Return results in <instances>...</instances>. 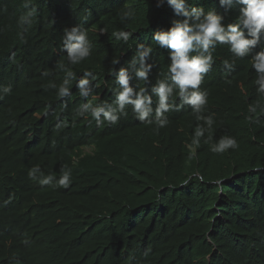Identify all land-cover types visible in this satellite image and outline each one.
<instances>
[{"label":"trees","instance_id":"obj_1","mask_svg":"<svg viewBox=\"0 0 264 264\" xmlns=\"http://www.w3.org/2000/svg\"><path fill=\"white\" fill-rule=\"evenodd\" d=\"M130 1L136 17L126 26L133 36L124 44L111 35L125 27L119 19L110 26L93 23L98 0H32L30 7H35L36 14L26 30L18 23L29 10L24 6L26 0H0V68L10 66L5 78L9 76V83L21 85L11 87L0 103V264H223L220 258L224 254L219 253L216 243L232 238L234 234L229 232L234 231L239 246L233 255L235 264H264V253L259 259L243 241L248 230L241 222L249 213L264 211V113L248 111L249 105L264 106V96L256 92L250 57L236 59L228 49L216 51L214 70L205 76L201 90L208 93L204 115H213L217 125L205 132L199 145L193 143V130L203 122H197L189 106L173 117L166 113L170 126L158 131L132 116L108 127L76 115L85 101L74 89L75 82L72 95L64 99L47 86L63 80L64 73L57 65L67 63V57L56 61L49 56L56 62L47 65L38 42L47 36L62 41L61 27L76 21L89 32L93 52L73 70L78 78L85 71L97 76L96 94L109 97L114 85V77L111 81L108 74L111 61L120 59L117 70L126 66L135 54L136 43L153 47L149 62L156 67L152 77L167 67L168 50L158 49L151 37L154 31L167 30L176 17L166 4L157 8L156 0ZM216 2L198 0L196 6L207 11ZM103 4L99 13L105 18L112 6ZM93 26L105 32H92ZM53 46L49 41V47ZM219 57L235 59V69L226 71ZM44 72L50 75L37 76ZM226 72L232 83L238 79L233 83L236 88L230 84V94L223 90L222 74ZM5 78L0 77V82ZM225 135L238 141V149L220 155L211 152L210 145ZM56 156L63 159L58 161ZM34 165L45 174L52 172L56 179L62 168L71 169V185L67 189L41 186L28 178ZM194 174L204 179L185 183ZM217 180L222 183L217 184Z\"/></svg>","mask_w":264,"mask_h":264},{"label":"clouds","instance_id":"obj_2","mask_svg":"<svg viewBox=\"0 0 264 264\" xmlns=\"http://www.w3.org/2000/svg\"><path fill=\"white\" fill-rule=\"evenodd\" d=\"M105 2L112 4V8L107 11L109 19H105L99 13L101 8L98 6L93 23L103 26L116 24L115 15L119 11L117 16L125 27L113 31L111 35L116 41L127 44L133 33L127 30L126 26L135 19L136 9L131 7L130 3L120 10L117 9L115 6L121 5L124 0H98L99 5ZM197 3L198 0L194 3L190 0H156L157 8L166 4L176 17L167 30L154 31L151 37L158 49L168 50L166 55L170 63L152 77V70L156 67L154 62H149L152 60L153 47L136 43L135 54L130 61L126 62V66L117 70L115 66L120 63V59L111 61L113 67L108 74L114 77V85L109 92V97L106 98L93 92L97 76L92 71H85L78 78L73 70L74 66L86 61L92 55L93 45L88 32L82 25L76 24L77 21L63 25L61 27V32L64 31L62 41H56L51 39L52 36H47L38 42L47 65L52 66L59 58L67 57V63L61 62L57 65L58 70L64 73L62 82L59 85L49 82L48 86L56 90L59 99H64L72 95L71 89L75 82L79 96L85 101L77 109V115L83 120L90 119L97 125L105 124L108 127L132 116L141 123L154 126L158 131L169 124L166 113L171 112L173 117L185 106H189L195 119L203 122L194 131L193 143L199 145L200 138L205 136V132L211 129L215 122L212 115H204L208 105V93L202 91L201 86L205 76L214 70L217 50L228 49L236 59L250 57L251 69L255 73L253 83L256 92L264 96V42H262L264 0H218L214 8L207 11L203 6H196ZM30 5L32 0H26L24 6L29 10L18 21L24 30H26L25 26L31 25L32 18L36 14L35 7ZM85 13L83 11V15ZM92 32L101 34L105 31L93 26ZM49 41L54 44L53 48L49 47ZM258 47L260 50L253 54V50ZM49 56L55 57L56 61L50 60ZM219 59L226 71L231 72L235 69V59L222 57ZM8 69L10 66L0 68L2 79L7 76ZM222 70L220 71L223 72ZM228 72L222 74L224 89H231L232 81ZM41 74L37 73V76ZM43 75L48 76L50 73L44 72ZM8 77L0 82V103L6 94L11 93V87L16 89L21 86L9 83ZM237 82L238 79L235 84ZM257 109L264 113V106L259 104L249 105L248 111L256 113ZM208 139L210 140L211 137ZM238 147V141L234 137L225 135L218 142L210 145V151L223 154L230 149L236 150ZM82 149L89 152L88 148ZM28 178L41 186L67 189L72 183V172L71 169L62 168L59 179H56L54 174H45L39 165H34L28 170ZM193 178L200 181L204 179L203 176L194 174L186 178L185 183ZM216 183L222 182L217 180ZM244 219L250 220L249 223H246ZM241 222H245L246 230H248L243 241L251 250L254 249L253 253L260 259V255L264 253V211L249 213L241 219ZM229 233L234 234L232 238L216 243L219 253L224 254V257L220 258L223 264H235L233 255L239 250L235 231Z\"/></svg>","mask_w":264,"mask_h":264},{"label":"bare ground","instance_id":"obj_3","mask_svg":"<svg viewBox=\"0 0 264 264\" xmlns=\"http://www.w3.org/2000/svg\"><path fill=\"white\" fill-rule=\"evenodd\" d=\"M129 1H130V0L125 1V3H123V6L121 5L120 7H118L119 10H120L122 7H124V6H127V4L132 3L131 1H130V2H129ZM86 3H87V2H86ZM87 4H88V3H87ZM103 5H104V6H105V5H106V6H112V4H110V3H106V2H105V4H103ZM98 6H99V5H98ZM101 6H102V5H101ZM65 7H66V6H65ZM93 7H95V6H93ZM88 8H89V7H88ZM102 8H103V7H102ZM118 8H117V9H118ZM63 10H64V9H63ZM105 10H106V9H105ZM60 11H61V10H60ZM85 11H86V10H85ZM104 12H105V11H104ZM117 12H118V11H117ZM100 13H101V12H100ZM101 14H102V13H101ZM102 15H103V14H102ZM116 15H117V14H116ZM87 17H88V15H87ZM109 17H110V16L107 15V16L105 17V19H109ZM118 19H119V18H117V20H118ZM84 22H85V21H84ZM118 24H120V23H118ZM115 25H116V24H115ZM108 31H109V30H108ZM88 33H89V32H88ZM94 47H95V46H94ZM102 53H103V52H102ZM114 59H115V58H114ZM64 60H65V58H64ZM45 62H46V61H45ZM45 64H46V63H45ZM78 67H79V65H78ZM74 68H75V67H74ZM250 68H251V67H250ZM53 69H54V67H53ZM76 70H77V69H76ZM248 71H249V69H248ZM252 71H253V70H252ZM223 72H224V71H223ZM42 74H43V73H42ZM53 74H54V73H53ZM53 74H52V75H53ZM54 75H55V74H54ZM46 78H47V77H46ZM242 78H243V77H242ZM99 79H100V77H99ZM55 80H56V78H55ZM55 80H54V81H55ZM100 80H101V79H100ZM110 80L112 81V77H111ZM242 80H243V79H242ZM52 81H53V80H52ZM60 81L62 82V80H60ZM235 81H236V80H235ZM239 81H240V80H239ZM45 82H46V81H45ZM55 82H56V81H55ZM61 82H60V83H61ZM40 83H41V82H40ZM56 83H59V82H56ZM233 83H235V82H233ZM233 83H232V85H233ZM251 83H252V82H251ZM34 84H35V83H34ZM45 84H46V83H45ZM47 84H48V83H47ZM108 84H109V83H108ZM57 85H58V84H57ZM44 86H45V85H44ZM47 86H48V85H47ZM106 86H108V85H106ZM234 86H235V85H233V87H234ZM48 87H49V86H48ZM48 87H47V88H48ZM103 87H104V86H103ZM253 87H254V86H253ZM47 88L45 89L46 92H47ZM105 88H106V87H105ZM109 88H110V87H109ZM234 88H236V87H234ZM51 89H53V88H50V90H51ZM74 89H76V88L74 87ZM106 89H107V88H106ZM240 89H241V91H242L243 88L241 87ZM253 89H254V88H253ZM94 90H95V89H94ZM223 90H224L225 93H228V94L231 93V91H227L228 88H225V89H223ZM223 90H222V91H223ZM243 90H244V89H243ZM51 91H52V90H51ZM55 91H56V90H55ZM74 91H75V90H74ZM233 91H234V90H233ZM29 92H30V91H29ZM29 92H28V93H29ZM31 92H32V90H31ZM53 92H54V91H53ZM234 92H235V91H234ZM253 92H254V91H253ZM55 93H56V92H55ZM74 93H75V92H74ZM232 93H233V92H232ZM242 93H243V92H242ZM26 94H27V92H26ZM29 94H30V93H29ZM219 94L223 95L222 92H220ZM234 94H235V93H234ZM239 94H241V93H239ZM251 94H252V93H251ZM49 95H51V93H50ZM237 95H238V94H237ZM26 96H27V95H26ZM51 96H52V95H51ZM226 96H227V94H226ZM226 96H225V97H226ZM231 96H233V95H231ZM231 96H230V97H231ZM40 97H41V96H40ZM234 97H235V95H234ZM237 97H238V96H237ZM237 97H235V98H237ZM37 98H38V97H37ZM47 99H48V97H47ZM73 99H74V98H73ZM75 99H76V98H75ZM80 99H81V98H80ZM28 100H29V99H28ZM72 101H73V100H72ZM73 102H74V101H73ZM36 104H37V103H36ZM57 104H58V103H57ZM59 104H61V102H60ZM70 104H71V103H70ZM29 105H30V104H29ZM59 107H60V106H59ZM74 107H75V106H74ZM22 108H23V107H22ZM34 108H35V107H34ZM34 108H33V109H34ZM67 108H68V107H67ZM184 108H185V107H184ZM186 108H187V106H186ZM29 109H31V108H29ZM57 109H58V106H57ZM62 109H63V108H62ZM64 109H65V108H64ZM26 110H27V109H26ZM31 110H32V109H31ZM59 110H61V109H59ZM59 110H58V112H59ZM6 111H7V110H6ZM29 111H30V110H29ZM0 112H1V111H0ZM21 112H22V111H21ZM25 112H26V111H25ZM39 112H41V109H40ZM211 112H212V111H211ZM215 112H217V111H215ZM51 113H52V111H51ZM61 113H63V112L61 111ZM205 113H206V112H205ZM68 114H69V112H68ZM23 115H24V114H23ZM27 115H29V114H27ZM57 115H58V114H57ZM62 115H63V114H62ZM69 115H70V114H69ZM76 115H77V114H76ZM76 115H75V116H76ZM191 115H192V114H191ZM191 115H190V116H191ZM205 115H206V114H205ZM47 116H48V115H47ZM65 116H66V115H65ZM72 116H74V115H72ZM185 116H186V115H185ZM212 116H213V115H212ZM53 117H54V116H53ZM58 117H59V116H58ZM67 117H68V116H67ZM188 117H189V116H188ZM188 117H185V118H188ZM193 117H194V115H193ZM213 117H214V116H213ZM46 118L48 119V117H46ZM49 118H51V117H49ZM62 118H63V116H62ZM69 118H70V117H69ZM47 119H46V120H47ZM54 119L56 120V118H54ZM54 119L52 120L53 122H54ZM191 119H193V118L191 117ZM215 119H216V118H215ZM46 120H45V121H46ZM74 120H75V119H74ZM82 120H83V119H82ZM88 120H89V119H88ZM183 120H184V119H183ZM185 120L187 121V119H185ZM194 120H195V119H194ZM47 121H48V120H47ZM49 121H50V120H49ZM60 121H61V120H60ZM190 121H192V120H190ZM190 121H189V122H190ZM214 121H215V120H214ZM218 121H219V120H218ZM50 122H51V121H50ZM56 122H57V121H56ZM56 122H55V123H56ZM61 122H62V121H61ZM70 122H71V120H70ZM76 122H78V120H76ZM81 122H82V121H81ZM182 122H183V121H182ZM197 122H198V121H197ZM199 122H200V121H199ZM25 123H26V122H25ZM43 123H44V119H43ZM43 123H42V124H43ZM185 123H186V122H184V125H185ZM191 123H193V122H191ZM214 123L216 124V122H214ZM219 123H221V121H220ZM219 123H218V124H219ZM40 124H41V123H40ZM40 124H39V126H40ZM53 124H54V123H53ZM53 124H52V125H53ZM56 124H57V123H56ZM56 124H55V126H56ZM64 124H65V123H64ZM176 124H177V123H176ZM189 124H190V123H189ZM197 124H198V123H197ZM197 124H196V125H197ZM202 124H203V123H202ZM49 125H51V124H49ZM52 125H51V127L53 128L54 125H53V126H52ZM81 125H82V124H81ZM81 125H80V126H81ZM87 125H88V124H87ZM177 125H178V124H177ZM193 125H195V124H193ZM199 125H201V124L199 123ZM216 125H217V124H216ZM219 125H220V124H219ZM23 126H24V125H22L21 128L24 130V127H25V126H24V127H23ZM46 126H47V125H46ZM46 126H45V129H46ZM57 126H60L59 123H58ZM77 126H78V125H77ZM169 126H170V125H169ZM169 126H167V127H169ZM185 126H186V125H185ZM197 126H198V125H197ZM49 127H50V126H49ZM146 127H149V125H148V126L146 125ZM150 127H151V126H150ZM153 127H154V126H153ZM153 127H152V128H153ZM186 127H187V126H186ZM225 127H226V126H225ZM225 127H224V128H225ZM27 128H28V127H27ZM27 128H26V129H27ZM34 128H35V127H34ZM52 128L50 129L51 131H52L55 127H54L53 129H52ZM56 128H57V127H56ZM144 128H145V127H144ZM26 129H25V130H26ZM37 129H38V128H37ZM47 129H48V128H47ZM74 129H75V128H74ZM83 129H85V128L83 127ZM145 129H146V128H145ZM148 129H149V128H148ZM175 129H176V128H175ZM23 130H22V131H23ZM35 130H36V129H35ZM40 130H41V129H40ZM50 130H49L48 132H51ZM85 130H86V129H85ZM85 130H84L83 132H85ZM155 130H156V129H155ZM171 130H172V129H171ZM220 130H221V129H220ZM26 131H27V130H26ZM28 131H29V129H28ZM37 131H39V130H37ZM41 131H42V130H41ZM75 131H76V129H75ZM77 131H79V130H77ZM86 131H87V130H86ZM140 131H141V130H140ZM148 131H149V130H148ZM178 131H179V130H178ZM207 131H208V130H207ZM207 131H206V132H207ZM218 131H219V130H218ZM222 131H223V130H222ZM249 131H250V130H249ZM30 132H31V131H30ZM33 132H34V131H32V133H33ZM43 132H44V131H43ZM65 132H66V131H65ZM68 132H69V131H68ZM71 132H72V131H71ZM71 132H70V133H71ZM81 132H82V131H81ZM136 132H137V131H136ZM151 132H152V130H151ZM151 132H150V133H151ZM153 132H154V130H153ZM169 132H170V131H169ZM190 132H191V131H190ZM193 132H194V130H193ZM34 133H35V132H34ZM34 133H33V134H34ZM37 133H40V131L37 132ZM37 133H35V134L38 135ZM72 133H73V132H72ZM145 133H146V132H144V134H145ZM155 133H156V132H155ZM158 133H159V132H158ZM20 134H21V133H20ZM23 134H24V133H23ZM33 134H31V136H32ZM35 134H34V135H35ZM48 134H50V133H48ZM67 134L69 135V133H67ZM124 134H125V133H124ZM142 134H143V133H142ZM179 134H180V133H179ZM185 134H186V133H185ZM192 134H193V133H192ZM206 134H207V133H206ZM215 134H216V133H215ZM250 134H251V133H250ZM117 135H118V134H117ZM156 135H157V134H156ZM220 135H221V134H220ZM38 136H41V135L39 134ZM38 136H37V137H38ZM50 136H51V135H50ZM65 136H66V135H65ZM69 136H70V135H69ZM69 136H66V138H68ZM72 136H73V135L71 134V137H72ZM118 136H119V135H118ZM120 136H121V135H120ZM168 136H169V135H168ZM192 136H193V135H192ZM217 136H218V135H217ZM217 136H216V137H217ZM48 137H49V136H48ZM61 137H64V136H61ZM78 137H79V136H78ZM115 137H116V135H115ZM133 137H134V136H133ZM135 137H136V135H135ZM154 137H155V136H154ZM190 137H191V136H190ZM193 137H194V136H193ZM218 137H219V136H218ZM244 137H245V136H244ZM43 138H44V136H43ZM45 138H46V137H45ZM49 138H51V137H49ZM49 138H48V139H49ZM66 138H65V139H66ZM119 138H120V137H119ZM123 138H124V137H123ZM125 138H126V137H125ZM158 138H159V137L157 136L156 139H158ZM162 138H163V136H162ZM174 138H175V137H174ZM37 139H38V138H37ZM37 139H36V140H37ZM62 139H63V138H62ZM131 139H134V138H131ZM141 139H142V138H141ZM141 139H140V140H141ZM29 140H31V139H29ZM120 140H121V139H120ZM120 140H118V141H120ZM143 140H145V139H143ZM217 140H218V139H217ZM94 141H95V140H94ZM122 141H123V140H122ZM137 141H138V140H137ZM157 141H158V140H157ZM167 141H168V140H167ZM36 142H37V141H36ZM48 142H49V141H48ZM113 142H114V139H113ZM139 142H140V141H139ZM145 142H147V140H146ZM190 142H191V141H190ZM126 143H127V142H126ZM151 143H152V142H151ZM176 143H177V142H176ZM24 144H25V143H24ZM27 144H29V143H27ZM27 144H26V145H27ZM44 144L46 145V143H44ZM109 144H110V143H109ZM140 144H141V143H140ZM147 144H148V143H147ZM147 144H146V145H147ZM158 144H159V143H158ZM160 144H161V143H160ZM259 144H260V143H259ZM26 145H25V146H26ZM30 145H31V144H30ZM153 145H154V144H153ZM256 145H257V144H256ZM41 146H42V145H41ZM55 146H56V145H55ZM83 146H84V145H83ZM106 146H107V144H106ZM160 147H161V146H160ZM164 147H166V146L164 145ZM164 147H163V148H164ZM177 147H178V146H177ZM256 147H257V146H256ZM119 148H120V147H119ZM144 148H145V147H144ZM144 148H143V149H144ZM46 149H47V148H46ZM46 149H43V150H46ZM49 149H51V148H49ZM154 149H155V146H154ZM161 149H162V148H161ZM73 150H74V149H73ZM111 150H112V148H111ZM111 150H110V151H111ZM159 150H160V149H159ZM68 151H69V150H68ZM76 151H77V150H76ZM106 151H107V150H106ZM40 152H41V151H40ZM64 152H66V151H64ZM74 152H75V151H74ZM82 152H83V151H82ZM107 152H108V151H107ZM115 152H116V151H115ZM38 153H39V151H38ZM67 153H68V152H67ZM112 153H113V152H112ZM227 153H228V152H227ZM75 154H76V153H75ZM96 154L99 155V151H97ZM96 154H95V155H96ZM223 154H224V153H223ZM229 154H230V153H229ZM39 155H40V154H38V156H39ZM123 155H126V153L123 154ZM217 155H218V154H217ZM219 155H220V154H219ZM35 156H36V155H35ZM35 156H34V157H35ZM57 156H58V155H57ZM57 156H56V158H57ZM160 156H161V154L159 155V157H160ZM226 156H227V155H226ZM74 157H75V155H74ZM224 157H225V156H224ZM40 158H41V157H40ZM60 158H61V160L63 159L62 157H59V159H60ZM144 158H147V157L144 156ZM152 158H153V157H152ZM57 159H58V158H57ZM59 159H58V161H59ZM37 160H38V159H37ZM40 161H42V160H40ZM77 161H79V160H77ZM105 161H106V160H105ZM38 162H39V160H38ZM44 162H45V161H44ZM46 162H48V161H46ZM63 162H64V160H63ZM75 162H76V161H75ZM106 162H107V161H106ZM58 163H59V162H58ZM60 163H62V162H60ZM64 163H65V162H64ZM44 164H45V163H44ZM67 164H68V163H67ZM67 164H65V165H67ZM232 164H234V163H232ZM45 165H46V164H45ZM62 165H63V164H62ZM229 165H230V164H229ZM51 166H52V165H51ZM59 166H60V165H59ZM67 166H68V165H67ZM67 166H65V167H67ZM73 166H74V165H73ZM63 167H64V166H63ZM74 167H75V166H74ZM223 167H224V166H223ZM45 168H47V167H45ZM56 168L59 169L57 165H56ZM56 168H55V170H57ZM60 168H61V166H60ZM43 170H46V169H43ZM49 170H51V169H49ZM57 171L59 172V170H57ZM46 172H47V170H46ZM48 172H49V171H48ZM48 172H47V173H48ZM127 172H128V171H127ZM51 173H52V172H51ZM128 173H129V172H128ZM129 174H130V173H129ZM135 175H136V174H135ZM57 176H58V175H57ZM136 176H137V175H136ZM239 192H240V191H239ZM241 193H242V192H241ZM164 199H165V198H164ZM248 199H249V198H248ZM246 200H247V199H246ZM101 203H102V202H101ZM240 208H241V207H240ZM242 209H243V208H242ZM236 210H238V208H237ZM239 210H240V209H239ZM143 211H144V210H143ZM244 223H245V222H244ZM246 223H247V222H246ZM19 226H20V225H19ZM13 231H14V230H13ZM26 243H27V242H26Z\"/></svg>","mask_w":264,"mask_h":264}]
</instances>
